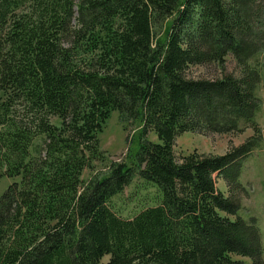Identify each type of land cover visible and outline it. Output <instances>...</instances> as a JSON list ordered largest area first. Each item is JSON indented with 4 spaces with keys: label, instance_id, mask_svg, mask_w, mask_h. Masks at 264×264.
<instances>
[{
    "label": "trees",
    "instance_id": "16d2710c",
    "mask_svg": "<svg viewBox=\"0 0 264 264\" xmlns=\"http://www.w3.org/2000/svg\"><path fill=\"white\" fill-rule=\"evenodd\" d=\"M229 56L241 76L190 75ZM263 79L264 0H0V179L18 178L0 198V264H264L239 215ZM113 111L143 122L135 161L84 182ZM246 127L225 155L176 154L184 132ZM137 176L159 201L123 218L111 200Z\"/></svg>",
    "mask_w": 264,
    "mask_h": 264
},
{
    "label": "rangeland",
    "instance_id": "374dc122",
    "mask_svg": "<svg viewBox=\"0 0 264 264\" xmlns=\"http://www.w3.org/2000/svg\"><path fill=\"white\" fill-rule=\"evenodd\" d=\"M80 0H76L79 2ZM166 32V31H164ZM165 36V35H163ZM224 73H234L241 76V67L232 56L227 58L224 67L218 64L207 66H192L190 75L195 78H218ZM257 95L262 100V108L257 114V122L264 131V79L257 87ZM51 122L60 125L61 121L53 117ZM143 128L141 119L125 122L121 119L118 111H113L110 118L98 134L100 159L94 160L90 167L84 169L82 180L89 181L91 178L104 177L110 173L111 163L125 162L132 164L140 146V133ZM253 135V130L246 127L244 132L233 133H194L191 131L182 133L176 140L175 151L178 157L198 151L199 153L225 155L232 147L241 145ZM147 137L157 141L156 135L149 131ZM18 180L5 176L0 179V198L9 185ZM240 180L248 190V195L243 198L242 208L239 212L245 219L255 218L260 228L264 247V137L260 147L256 148L242 161ZM217 187L228 194L227 183L221 177H217ZM157 188L146 184L140 177L126 186L123 192L111 200L114 210L123 218H132L142 209L158 203ZM109 257L103 259L107 261ZM250 262L249 259H245Z\"/></svg>",
    "mask_w": 264,
    "mask_h": 264
}]
</instances>
